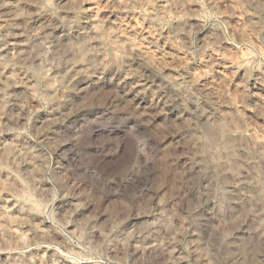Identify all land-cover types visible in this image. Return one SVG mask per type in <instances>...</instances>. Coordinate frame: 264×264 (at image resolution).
I'll use <instances>...</instances> for the list:
<instances>
[{"label":"rangeland","instance_id":"374dc122","mask_svg":"<svg viewBox=\"0 0 264 264\" xmlns=\"http://www.w3.org/2000/svg\"><path fill=\"white\" fill-rule=\"evenodd\" d=\"M12 12L0 264H264V0H0V27Z\"/></svg>","mask_w":264,"mask_h":264},{"label":"bare ground","instance_id":"6f19581e","mask_svg":"<svg viewBox=\"0 0 264 264\" xmlns=\"http://www.w3.org/2000/svg\"><path fill=\"white\" fill-rule=\"evenodd\" d=\"M96 17V16H95ZM18 19H19V17L17 16V14H16V12L14 13V12H12V13H10L8 16H6V18L3 20V22H4V24L0 27V31H1V33H3L4 34V36H5V38H6V41L7 42H11V41H14V40H17V39H19L21 36H22V34L24 33L23 32V30H25V28L22 30L21 29V27L18 25ZM27 22V21H26ZM92 32H93V34L97 37L98 36V28L95 26V25H92ZM124 42V41H123ZM2 42L0 41V44H1ZM113 44H115V43H113ZM116 45V44H115ZM71 46V45H70ZM73 46H75V45H73ZM78 45H76V47H77ZM125 46L127 47V49L128 50H131V51H133V52H138V53H140V50L138 49V48H136L133 44H131V43H127V41H125ZM112 48H114V46L112 47ZM71 49H74V54L75 55H73V56H75L77 59L76 60H78V61H83V63H84V59L86 58V57H88L89 56V54H90V52H91V45H90V43H87V45L86 46H84V47H79V48H71ZM71 49H69V52H70V50ZM121 49H123V48H121ZM121 49H120V52H121ZM67 50H68V48H67ZM124 50V49H123ZM117 51H119V49L117 50ZM119 52V53H120ZM123 52V51H122ZM121 52V54L120 55H124V52L122 53ZM122 57V56H121ZM117 58L119 59V54H116V52H115V54H114V59L116 60V61H118L117 60ZM75 59V58H74ZM86 61V60H85ZM112 61V60H111ZM120 61H121V58H120ZM78 63H80V62H78ZM77 63V64H78ZM82 62H81V64H83ZM118 63H119V61H118ZM115 64V63H114ZM79 65V64H78ZM113 65V64H112ZM120 66H121V64H119ZM100 66V65H99ZM107 66V65H106ZM116 67H117V65H115ZM120 66H118V67H120ZM105 67V66H104ZM109 67V66H108ZM110 68V67H109ZM108 68V69H109ZM113 68V67H112ZM111 68V69H112ZM120 69V68H119ZM90 70V69H89ZM89 70H87L88 72H89ZM86 71V72H87ZM91 71V70H90ZM120 70H118L117 72H119ZM122 71V70H121ZM107 72V71H106ZM94 75L95 74H103L104 73V68H97L94 72ZM92 73V74H93ZM88 74V73H87ZM105 74H107V73H105ZM89 76H91L90 74H89ZM16 86H18L17 84H16ZM49 98H52V96H50ZM53 99V98H52ZM217 129L220 131V129H219V127H217ZM216 129V130H217ZM221 132V131H220Z\"/></svg>","mask_w":264,"mask_h":264}]
</instances>
